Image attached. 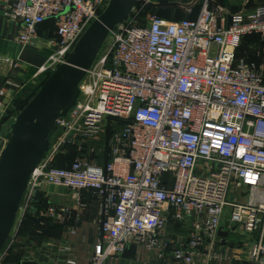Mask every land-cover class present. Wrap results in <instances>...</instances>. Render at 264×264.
Masks as SVG:
<instances>
[{"label":"built area","instance_id":"1","mask_svg":"<svg viewBox=\"0 0 264 264\" xmlns=\"http://www.w3.org/2000/svg\"><path fill=\"white\" fill-rule=\"evenodd\" d=\"M108 1H5L6 18L19 25L20 50H41L42 39L49 47L30 80H5L0 118L26 85L42 82L65 61ZM160 1L143 0L109 31L79 83L75 105L57 120L29 178L18 221L45 185L71 191L76 202L50 203L45 215L65 224L74 208L78 220L86 191L101 214L87 264H107L128 244L157 247L178 264H210L216 254L205 250L221 240L226 215L228 226L246 237L247 264H264V46L258 64L236 57L244 36L259 34L264 41V4L250 14L228 13L212 0H199L194 19L152 14L139 23L142 8ZM46 20L54 23L50 36L39 33ZM108 126L113 130L106 140ZM67 145L87 154L68 167L54 166ZM169 218L188 223L187 235L165 238ZM15 237L1 249L0 264ZM20 264L57 263L25 256Z\"/></svg>","mask_w":264,"mask_h":264},{"label":"crops","instance_id":"2","mask_svg":"<svg viewBox=\"0 0 264 264\" xmlns=\"http://www.w3.org/2000/svg\"><path fill=\"white\" fill-rule=\"evenodd\" d=\"M5 1L0 0V89L4 86L5 80L11 78L17 84H24L34 75L37 68L42 65L49 45L41 40V50L27 48L20 50L16 40L19 32V25L15 21L6 18ZM8 1V0H7ZM232 4L237 10L247 14L263 5L264 0H223ZM228 13H232L225 5H221ZM233 10H236V9ZM53 21H47L39 29L42 36H47L48 27ZM30 85V84H28ZM26 85V87L28 86ZM25 87V88H26ZM1 98V97H0ZM63 167H68L71 161L59 162ZM42 192L46 195L49 203L64 205L67 207L76 206L75 197L71 191L57 186L45 185ZM84 193V194H83ZM81 201L86 206L80 209L79 219L75 220L76 211L73 210L69 222L61 224V229L53 234H47L42 238L34 239L31 243L24 242L22 256L35 258L41 262H56L66 264L68 259H73V264H87L89 254L93 251V245L98 238V222L101 216L99 204L96 197L90 192H82ZM228 218L222 219L220 228V241L211 244L208 251L216 254L210 264H247L243 240L246 237L239 235L235 229L228 226ZM74 226L75 232L70 233L69 228ZM189 231L188 223H177L169 218L165 228V238L180 240ZM222 235V237H221ZM225 239H224V238ZM18 240V239H17ZM20 249V248H18ZM107 264H178L174 259L157 247L148 248L146 244H128L125 252L117 257L108 260ZM184 264V263H180Z\"/></svg>","mask_w":264,"mask_h":264},{"label":"water","instance_id":"3","mask_svg":"<svg viewBox=\"0 0 264 264\" xmlns=\"http://www.w3.org/2000/svg\"><path fill=\"white\" fill-rule=\"evenodd\" d=\"M143 0H109L77 40L65 61L39 85L26 104L1 132L0 251L17 218L29 178L50 145L57 120L66 116L79 95V83L92 66L109 31L124 21ZM159 7L169 3H152ZM264 46V41L262 42Z\"/></svg>","mask_w":264,"mask_h":264},{"label":"trees","instance_id":"4","mask_svg":"<svg viewBox=\"0 0 264 264\" xmlns=\"http://www.w3.org/2000/svg\"><path fill=\"white\" fill-rule=\"evenodd\" d=\"M179 1H185V2H179ZM161 3H169L173 2L174 4H164L159 7H153L151 5H146L142 9L146 10L147 8H154V9H172L173 7H181L184 8V12L186 13V17H183L181 19H194L200 9V1H194L192 5L187 0H162ZM227 1L223 0H212V5H225L226 8H229L232 13L238 12V10L230 3H226ZM191 7V11H187V6ZM236 10H233V9ZM160 15L166 17L163 15V13L159 12ZM180 19V20H181ZM47 21L52 20H46L43 22L42 25H44ZM54 30V23L50 24L48 27V33L47 36H50L53 34ZM262 41L259 34H250L246 35L242 38L241 44L236 50V57L237 58H245L248 61H252L255 63L260 62V56L256 54V49L262 48ZM246 48V49H244ZM41 81L38 82V84H30L28 85L20 94H18L15 99L12 102V106L8 108V110L4 113V115L0 118V134L2 131L5 130L6 126L9 124V122L12 120V118L17 114V112L26 104V102L31 98V96L35 93L37 88L39 87ZM113 128L111 126L107 127L106 134L104 135V138L107 140V138L110 136ZM56 134V131L51 132L50 134V140L54 137ZM2 138L0 136V142ZM87 154L86 150L79 151L75 145H67L63 152H60L54 159L53 164L54 166L62 165L59 162H68L73 161L78 156H84ZM84 192V191H83ZM84 194V193H83ZM50 203L48 202L46 195L41 190L37 191L32 201L29 205V207L26 209L24 215L22 216L19 226L16 231V241L17 239L20 240L22 237H24L23 241L25 243H29L30 241L38 238H42L43 236H48L47 234H54L55 231L61 229L62 225L60 223H57L56 221L52 220L50 217L45 215V210L48 207ZM228 222V221H227ZM178 223V222H177ZM220 233V231H219ZM220 236V235H219ZM222 237V235H221ZM28 238V239H27ZM224 238V237H223ZM226 238V237H225ZM224 238V239H225ZM32 239V240H29ZM27 241V242H26ZM24 242L22 245L24 246ZM14 250L12 252V255L9 256L7 263L5 264H20L23 262L24 257L22 256V248ZM19 247V246H18Z\"/></svg>","mask_w":264,"mask_h":264},{"label":"rangeland","instance_id":"5","mask_svg":"<svg viewBox=\"0 0 264 264\" xmlns=\"http://www.w3.org/2000/svg\"><path fill=\"white\" fill-rule=\"evenodd\" d=\"M179 2H185V1H179ZM183 9L184 8H181V7H173L172 9L170 8V9H166V10H163V9L160 10V9H154V8L153 9L152 8H147L146 10L142 9V14L139 15V18H138L139 21L138 22L139 23L145 22V16L146 15H152V14L158 15V16L162 17L163 19H166V20H180L181 18L187 16ZM159 12L160 13L162 12L163 15H165L166 17L160 15ZM244 49H246V48H244ZM259 51H260L259 49H256V54H258ZM225 217H226V215H225ZM18 224H19V221H18V217H17V219H16V221L14 223V226H13V228L11 230V235H10V238H9L6 246H8L9 243L13 240V238L15 236V233L17 231V228L19 226ZM23 238L24 237H22V239ZM22 239H21V241H22ZM29 240H32V239H29ZM31 242L32 241H30L29 243H31ZM21 246H22V242H20V240L15 241L9 247L8 253L4 257L5 259L3 261V264H5V262L7 263L9 256L12 255V252H14V250H16V249L18 250V248H20Z\"/></svg>","mask_w":264,"mask_h":264}]
</instances>
